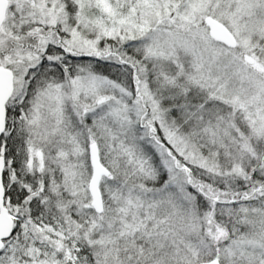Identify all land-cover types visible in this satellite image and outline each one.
Masks as SVG:
<instances>
[{"label": "snow or ice", "instance_id": "obj_1", "mask_svg": "<svg viewBox=\"0 0 264 264\" xmlns=\"http://www.w3.org/2000/svg\"><path fill=\"white\" fill-rule=\"evenodd\" d=\"M0 264H264V0H0Z\"/></svg>", "mask_w": 264, "mask_h": 264}]
</instances>
